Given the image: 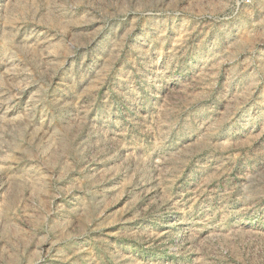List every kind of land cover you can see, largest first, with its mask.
I'll list each match as a JSON object with an SVG mask.
<instances>
[{"label":"rangeland","instance_id":"374dc122","mask_svg":"<svg viewBox=\"0 0 264 264\" xmlns=\"http://www.w3.org/2000/svg\"><path fill=\"white\" fill-rule=\"evenodd\" d=\"M0 264H264V0H0Z\"/></svg>","mask_w":264,"mask_h":264},{"label":"built area","instance_id":"2783aa9c","mask_svg":"<svg viewBox=\"0 0 264 264\" xmlns=\"http://www.w3.org/2000/svg\"><path fill=\"white\" fill-rule=\"evenodd\" d=\"M242 2H244L245 4H247L249 2V0H242Z\"/></svg>","mask_w":264,"mask_h":264}]
</instances>
